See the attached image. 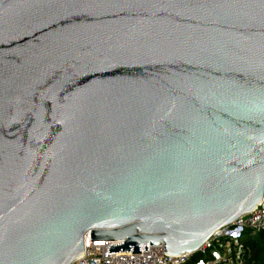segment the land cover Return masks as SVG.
Instances as JSON below:
<instances>
[{
	"label": "water",
	"instance_id": "95a60500",
	"mask_svg": "<svg viewBox=\"0 0 264 264\" xmlns=\"http://www.w3.org/2000/svg\"><path fill=\"white\" fill-rule=\"evenodd\" d=\"M264 203V0H0V264L195 255Z\"/></svg>",
	"mask_w": 264,
	"mask_h": 264
},
{
	"label": "built area",
	"instance_id": "2783aa9c",
	"mask_svg": "<svg viewBox=\"0 0 264 264\" xmlns=\"http://www.w3.org/2000/svg\"><path fill=\"white\" fill-rule=\"evenodd\" d=\"M251 232L252 236L264 234V203H260L253 211L240 217L231 227L217 232L197 253L204 257L196 264H246L244 248L235 243L242 233ZM232 241V242H229ZM117 242H91L85 237V250L72 264H190L193 255L165 256L163 245L148 244L138 253H109L108 248L118 245Z\"/></svg>",
	"mask_w": 264,
	"mask_h": 264
},
{
	"label": "trees",
	"instance_id": "16d2710c",
	"mask_svg": "<svg viewBox=\"0 0 264 264\" xmlns=\"http://www.w3.org/2000/svg\"><path fill=\"white\" fill-rule=\"evenodd\" d=\"M246 239L243 248V257L246 264H264V234L252 236L251 232L245 231L241 235ZM240 238V240H241ZM203 255L196 253L190 260V264H196L203 259Z\"/></svg>",
	"mask_w": 264,
	"mask_h": 264
},
{
	"label": "rangeland",
	"instance_id": "374dc122",
	"mask_svg": "<svg viewBox=\"0 0 264 264\" xmlns=\"http://www.w3.org/2000/svg\"><path fill=\"white\" fill-rule=\"evenodd\" d=\"M244 233H245V232H244ZM240 238H241V237H240ZM240 238H239L238 240H236L235 243H237V244L240 243L241 245H244L246 239L244 238V236L241 238V240H240ZM229 242H232V241H229Z\"/></svg>",
	"mask_w": 264,
	"mask_h": 264
}]
</instances>
